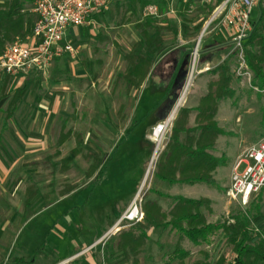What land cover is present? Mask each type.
Returning a JSON list of instances; mask_svg holds the SVG:
<instances>
[{"label":"rangeland","instance_id":"obj_1","mask_svg":"<svg viewBox=\"0 0 264 264\" xmlns=\"http://www.w3.org/2000/svg\"><path fill=\"white\" fill-rule=\"evenodd\" d=\"M161 4L166 11L162 12ZM178 4L155 0V4L150 6L157 7V14L145 16L146 9L150 7L148 5L144 8L143 15L145 18L155 17L157 21H162L165 14L186 18L199 11L196 5L186 10L185 15H180ZM214 8L213 5L203 13L206 18L200 32L199 27L193 29L187 26L188 29L183 31L182 37H178L177 25H169L170 36L167 41H163V51L151 58L154 66L151 67L150 77L141 88L129 90L126 82L122 80L128 68L125 55L129 53L135 39L122 40V44L117 40L113 46L109 42L103 45L102 52L94 57L98 59V68L95 70L90 66L84 71L79 66L78 62L81 61L77 57L76 62H72L73 69H76L74 74L68 70L60 72L59 75L52 72L50 74V68L61 61V58L54 60L45 71L38 73L37 93H41L44 98L55 96L59 101V108L50 123V145H45L34 156H27L29 162L24 166L25 171L35 161L36 173L30 174L21 168L22 178L19 176L17 180L18 176L13 175V180L0 187V264H15V258L30 260L32 251L40 247L42 250L37 252L40 254L35 264H83L86 260L92 264H148V260L155 264H195L197 260L207 264H233L235 255L223 230L215 233L208 245H203L194 254L180 259L175 253L180 244V234L173 235L174 231L170 228L160 238L159 254L155 253L156 249L152 251L146 249L145 245L126 240L125 234L129 231L136 235L142 233L145 218L142 223L126 227L114 233L115 235L106 231L102 237L83 241L75 240V235L74 238L69 236L67 239L66 232L56 231L53 227L60 221L61 213L57 208L49 210L63 202L67 195L76 193L90 182L74 197V201H80L82 195L84 199L89 198V210L84 214L85 224L88 219L92 222L91 225L95 224L97 230H100L105 226L108 215L115 217L116 210L121 213L120 220L137 196L145 214L149 196L162 189V181L157 177L159 164L169 153L167 147L173 140L181 111L196 109L200 105L202 98L209 92L210 83L217 79V75L210 71L223 63L231 68V86L235 97L218 103L215 120L225 131V135L219 137L211 152L226 163L216 170L219 184L213 191L217 199V218L211 217L210 205L202 208L206 211L203 215L205 218H213L211 221L218 225H226L231 221L233 213L248 209L254 211L260 204L262 217L251 222L249 235L253 245H258L260 241L264 243V190L243 207L239 202L229 199L226 194L228 188L222 186L231 182L234 165L244 151L264 138V91L252 90L253 73L246 67L242 55L227 49L232 44V38L224 34L226 31L219 21L211 24L202 39L195 77L185 102L175 118L168 123L167 130L159 137V143L154 139V130L158 125L167 122L183 94L193 66L196 44L205 24L212 17ZM263 11L264 5L253 14V25L258 34L264 35L261 20ZM159 42L156 38L153 47ZM7 45L0 40L1 55ZM247 49L249 47L246 44L245 52ZM173 52L181 53L180 65L175 68L177 71L173 68L167 70L166 76L163 75L157 82L154 78L160 75L157 67L164 58L162 55H171ZM86 58L90 60V57ZM140 113L151 114L140 118L138 126L126 142L128 131L136 122L135 117L142 115ZM196 116L197 112L192 113L184 124L188 128L195 127ZM45 123L43 121V127ZM194 135L198 136V132ZM187 138L185 133L179 135L180 142ZM87 150L95 153L99 160L96 156L85 158ZM100 164L106 168L94 180V175L100 168L93 173L92 166ZM100 178L103 181L96 184ZM33 184L40 198L36 204L26 205L25 193ZM123 201L125 206L117 208ZM70 203V200L65 202L66 205ZM164 217L166 220L171 219L169 214ZM39 219L44 222H37ZM18 221L19 224L16 223ZM31 222L35 223L33 226L37 228L36 231L31 230L33 226L28 229ZM79 225L81 229L82 225ZM80 229L77 233L86 236ZM99 232L101 235L102 231Z\"/></svg>","mask_w":264,"mask_h":264},{"label":"crops","instance_id":"obj_2","mask_svg":"<svg viewBox=\"0 0 264 264\" xmlns=\"http://www.w3.org/2000/svg\"><path fill=\"white\" fill-rule=\"evenodd\" d=\"M173 2L179 3L178 13L180 15L182 13L184 14L186 10H189L192 7H196V5L199 11L193 16H188L186 18H175L168 14H165L163 15L162 21H157V18L155 17L145 18V16L143 15L144 8L148 5L150 6L155 4V0H113L106 11L99 15L91 17L87 26L73 28L67 33L65 43L72 45L78 51V54L76 56H72L70 54L63 56L61 58V61L50 68V74L52 72V74L59 75L60 72H63L65 70L73 71L74 74V70L76 69H73L74 65L72 64V62H76L77 57L80 58L79 61L81 62H78V64L81 68L83 67V70H86L90 66H92L95 70L98 68L96 66L98 59L96 60L94 59V57L102 52L103 45L109 42L110 45L113 46L115 45L117 40L122 44V40L124 41L125 39H135V42L131 46L129 53L125 56L130 55L136 58L143 57L150 63L148 75L142 82L140 86L141 88L143 83L150 77L152 71L151 67L153 68L154 66L151 58L154 56H158L160 52L163 51V41H167L170 36L169 25H177L176 27L178 37H182L183 31L188 29L187 26H190V28L193 29L199 27L200 29L198 30L200 32L203 27V21L206 18V15L203 13H206L208 9H211V6H216L217 3H219L218 0H174ZM10 3L11 1L9 0H0V10L9 11ZM18 5L20 6L19 13L15 17L18 18V20L19 18H21L20 20L22 22V31L18 34L15 31H12L11 33L0 32V40L5 41V35H8L9 39H11L10 41H6L8 45L4 48L3 54L5 53L8 46L16 40H22L29 45L34 44L33 29L37 21V15L34 11V5L28 0H19ZM160 6L162 12L166 11L162 4ZM224 34L226 36H230V33L227 31ZM156 38H158L160 42L156 47H153L154 40ZM227 49L230 52L231 45L228 46ZM172 54L170 55V53H167L165 55H162V58H164L159 63V67H157L158 70H160V75H156V77L154 78V80H156L157 82H159L163 75L168 73L167 70H170L172 68L174 70L175 68L179 67L181 53L173 52ZM2 55L0 54V57ZM83 56H85V59L83 58ZM86 56L90 57V60H88ZM40 72L42 71H38L37 68H33L27 74L10 76L7 75L2 68H0V187L2 184H8L11 179L13 180V175L14 177L18 176L17 180H19V176H21L22 178L23 176L21 175L22 173L20 174V171L21 168L23 171H25L24 166L29 162L27 161V156H34L37 154V151L45 148V145H50V123L59 108V101L55 96L51 98H44L41 93H37V75ZM124 76L122 77L123 81H125ZM168 80L169 79L167 78V82ZM140 114H142L140 117H135L136 122L132 124L131 130L128 131V138L126 142L128 141L130 134L138 126L140 118H146L151 113ZM154 119L156 120V117ZM43 121H46L44 127ZM194 122H196V117H194ZM249 148H247L246 151ZM246 151H244V153ZM89 153L95 155V153H93L91 150H87L85 158L89 159ZM211 154L213 153L211 152ZM32 163L33 166L29 167V170L25 172H28L30 174L36 173L35 169H37V164L35 163V161H33ZM101 168L104 169L106 167H103L100 164V169ZM99 171L96 175H94V180L97 179ZM216 173L217 171L214 172L213 176L217 184H219ZM87 176L89 177V172ZM100 180L96 181V184L101 183L103 181V178H100ZM89 184L90 182L79 189L76 193L73 192L67 195L66 199L63 202L58 205L56 204L49 209L52 210L53 208H57V210L60 211V221L56 222L53 228H55L56 231L58 230V232H66L67 239H69V236L71 238L73 236L74 238V235L76 236V238H74L75 240L82 239L83 241H90V239L102 237L106 231L107 233H109L113 229V227L119 221L118 219L121 217V213L116 210L115 217H111L108 215V220L105 223V226H103V228L100 230H97V227L94 226L95 224L91 225L90 223L92 222H90L88 219L86 220L85 224L84 214L86 210H89V198L84 199V196L82 195L83 197H80V201H74V197H77L80 192ZM91 184L93 183L91 182ZM229 185L222 186L229 188ZM160 187L162 188L161 191L152 193L147 199V202L155 203L162 209L163 212L169 214L173 210L176 205V201L174 200L175 198L181 197L190 200L207 199L211 203L209 210L211 217L217 218L216 209L218 207L216 195L213 191L215 189L214 187L206 186L205 184L170 185L163 181ZM25 197L26 205L32 206L37 203L40 196L38 195L37 188L34 184L27 188ZM68 200H70L71 203L69 205H66L65 202ZM125 201L119 204L117 208L125 206ZM20 212L22 213V211ZM200 212L202 214H205L206 211H203V209L201 208ZM206 218L208 224H216L211 221L213 218H209L207 216ZM42 221L44 222V220H40L37 222ZM169 221L170 219L166 220L167 223ZM16 223L19 224V221ZM34 224V222H31L28 229L30 230V227ZM79 224L82 225L81 229L79 227ZM85 225L87 226L85 227ZM33 227L34 228L31 230L36 231L37 228L35 226ZM169 228L170 230L174 231L173 235L178 233L177 230H174L172 227H168L165 229H157L152 227L148 229L146 231L148 240L144 244L145 248L151 249L152 251L156 249L155 253L159 254V244L161 242L160 238L164 237L165 230ZM79 229L83 230L86 236L77 233ZM99 231H102L101 235H99ZM178 240V243H180L181 245H178L177 243L178 246L176 247V250L178 248H182L184 251H187L188 253L190 252L189 254L191 255L194 254L196 250L200 249L203 245H208L210 243L209 241L208 243L196 246L188 238H181V235L178 237ZM80 244L81 243H79V245ZM41 250V247L34 249L32 251L30 260L15 258L14 262L15 264H35L38 258L37 255L40 254H37V251L39 252ZM199 261L200 260H197V262ZM83 262L92 264L87 260ZM148 264L155 263L148 260Z\"/></svg>","mask_w":264,"mask_h":264},{"label":"trees","instance_id":"obj_3","mask_svg":"<svg viewBox=\"0 0 264 264\" xmlns=\"http://www.w3.org/2000/svg\"><path fill=\"white\" fill-rule=\"evenodd\" d=\"M9 11L0 10V32L17 34L22 31L21 18H16L19 13V0H9ZM221 0H218L220 2ZM264 26V11L261 16ZM5 41H10L5 35ZM249 49L245 52V62L248 69L253 73L251 82L252 90L264 91V35L253 31L247 42ZM1 48V47H0ZM128 68L124 79L130 89L140 88L142 82L148 75L150 63L143 57L126 56ZM217 75V79L209 85V92L202 98L200 105L196 109H185L181 111L176 122L173 133V140L169 148V153L165 155L159 164L158 179L170 185H196L205 184L217 187L214 179V172L225 165L222 158L213 156L210 152L220 136L225 135V131L219 127L215 117L218 112V103L231 100L235 97L232 88L231 68L227 63L220 64L210 71ZM197 112L196 127L188 128L184 121H188L190 115ZM264 125V124H263ZM198 132V136L194 135ZM185 133L188 138L180 142L179 135ZM90 157L95 155L89 153ZM100 165L92 166L95 173ZM103 168L100 169L102 172ZM98 174V176H99ZM176 205L169 213L170 221L167 223L162 209L155 203H149L145 212V222L142 233L136 235L129 231L125 238L130 243L144 245L148 240L146 231L152 227L165 229L172 227L181 235V238H188L196 246L208 243L210 237L223 230L226 240L231 246L235 255L233 264H264V243L260 241L258 245L252 244L249 235L251 222L262 217L260 204L253 210L239 211L231 215V221L226 225L208 224L205 216L200 212L201 208L210 205L207 199L190 200L186 198H175ZM253 211V212H252ZM38 252V251H37ZM177 257L185 258L189 255L187 251L178 248L175 252ZM38 254V253H37ZM36 256V255H35ZM38 256V255H37ZM23 262V261H20ZM83 264H89L83 262ZM195 264H207L199 261Z\"/></svg>","mask_w":264,"mask_h":264},{"label":"built area","instance_id":"obj_4","mask_svg":"<svg viewBox=\"0 0 264 264\" xmlns=\"http://www.w3.org/2000/svg\"><path fill=\"white\" fill-rule=\"evenodd\" d=\"M33 3L37 21L33 29L34 44L16 40L0 57V68L7 75L27 74L33 68L45 71L57 59L78 51L65 43L67 33L73 28L89 24L91 17L106 11L113 0H28ZM167 2L174 0H165ZM264 5V0H221L215 6L212 17L205 24L202 39L211 24L220 22L232 38L231 52L242 55L245 62V47L253 31V14ZM157 7L146 9L145 16H153ZM205 28V27H204ZM195 52V51H194ZM199 54V53H198ZM247 67V65H246ZM248 68V67H247ZM168 122L158 125L159 136L167 130ZM156 129L154 130V134ZM264 190V138L249 148L235 164L227 197L247 206L255 195ZM145 214L137 196L110 234L144 221Z\"/></svg>","mask_w":264,"mask_h":264},{"label":"bare ground","instance_id":"obj_5","mask_svg":"<svg viewBox=\"0 0 264 264\" xmlns=\"http://www.w3.org/2000/svg\"><path fill=\"white\" fill-rule=\"evenodd\" d=\"M206 28H207V25L205 26L204 30H206ZM201 43H202V36L199 37L198 42L196 44V49H195V52L193 54V66H192V69L190 72L189 79L187 81V84L185 86L183 94L178 101L176 108L174 109V111L171 113L169 119L167 120L168 123L171 122L175 118V116L177 115L179 108L185 102L186 96L188 95V92H189V89L191 88V86L193 84V80H194L195 73H196V63H197V58H198V53H199ZM154 136H155L154 139L156 140L155 142L159 143V141H160L159 137L160 136H159V131L157 130V128H156V133L154 134ZM156 158H157V154H155V160H156Z\"/></svg>","mask_w":264,"mask_h":264}]
</instances>
